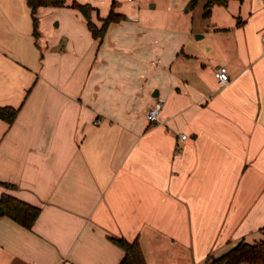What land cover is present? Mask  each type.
I'll return each instance as SVG.
<instances>
[{
	"label": "crops",
	"instance_id": "obj_1",
	"mask_svg": "<svg viewBox=\"0 0 264 264\" xmlns=\"http://www.w3.org/2000/svg\"><path fill=\"white\" fill-rule=\"evenodd\" d=\"M77 1L98 26L114 1L125 18L95 37L76 7L35 25L28 0H0V107L18 108L0 117V197L41 207L31 228L0 215V264H119L110 236L148 264H204L259 234L264 0Z\"/></svg>",
	"mask_w": 264,
	"mask_h": 264
},
{
	"label": "trees",
	"instance_id": "obj_2",
	"mask_svg": "<svg viewBox=\"0 0 264 264\" xmlns=\"http://www.w3.org/2000/svg\"><path fill=\"white\" fill-rule=\"evenodd\" d=\"M198 0H189L190 8H193ZM31 7L34 23L37 25L36 12L39 6H71L80 9L86 17L87 25L95 37L104 35L109 23L125 18V15L114 10L115 1L109 14L103 18V23L98 26L91 18L93 6L90 3H82L73 0H28ZM215 4L227 6L229 0H206L205 14L211 12ZM18 113V108L13 106H1L0 117L12 123ZM41 207L23 200L10 193H2L0 197V215L12 217L20 224L31 228L37 219ZM263 236L253 241L241 239L236 244L218 255H210L204 264H264V225L260 228ZM110 238L125 250V254L119 264H148L141 243L138 239L129 240L124 236H110Z\"/></svg>",
	"mask_w": 264,
	"mask_h": 264
},
{
	"label": "built area",
	"instance_id": "obj_3",
	"mask_svg": "<svg viewBox=\"0 0 264 264\" xmlns=\"http://www.w3.org/2000/svg\"><path fill=\"white\" fill-rule=\"evenodd\" d=\"M157 62L159 63L160 60H158ZM215 76L217 77L219 83L221 84H227L230 81V75L226 65L223 64L218 65L215 69ZM164 102H165L164 97L160 95L156 97L154 104L146 112V116L150 121L158 120L159 114L163 109ZM180 137L182 139H185L187 137V134L182 133Z\"/></svg>",
	"mask_w": 264,
	"mask_h": 264
},
{
	"label": "rangeland",
	"instance_id": "obj_4",
	"mask_svg": "<svg viewBox=\"0 0 264 264\" xmlns=\"http://www.w3.org/2000/svg\"><path fill=\"white\" fill-rule=\"evenodd\" d=\"M190 7V6H189ZM195 7V6H194ZM191 9H193V8H191ZM185 10V9H184ZM263 235L262 234H256V235H254L253 237H248L247 238V240H249V241H253L254 239H256V238H260V237H262Z\"/></svg>",
	"mask_w": 264,
	"mask_h": 264
},
{
	"label": "water",
	"instance_id": "obj_5",
	"mask_svg": "<svg viewBox=\"0 0 264 264\" xmlns=\"http://www.w3.org/2000/svg\"><path fill=\"white\" fill-rule=\"evenodd\" d=\"M155 95H158L159 94V91H158V89H156V91H155V93H154Z\"/></svg>",
	"mask_w": 264,
	"mask_h": 264
}]
</instances>
